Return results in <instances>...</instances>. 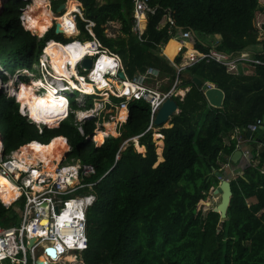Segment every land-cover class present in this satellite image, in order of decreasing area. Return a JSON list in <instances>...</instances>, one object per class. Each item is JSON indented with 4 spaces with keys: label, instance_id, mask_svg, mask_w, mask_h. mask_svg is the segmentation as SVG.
<instances>
[{
    "label": "trees",
    "instance_id": "trees-1",
    "mask_svg": "<svg viewBox=\"0 0 264 264\" xmlns=\"http://www.w3.org/2000/svg\"><path fill=\"white\" fill-rule=\"evenodd\" d=\"M66 2L53 0L52 10ZM27 4L7 0L0 7V66L11 74L18 69L36 72L34 66L50 40L46 56L53 59L57 46L69 42L56 35L55 28L49 30L51 21L26 16L29 30L22 26L20 16ZM69 4L95 23L94 36L120 57L130 79L153 67L166 79L163 91H169L177 78V69L160 55L163 46L172 62L180 65L187 50L209 52L202 38L220 35L218 51L241 54L261 46L251 55L262 63L250 67L249 75L229 74L215 62L201 61L187 68L179 76V88L190 90L183 101L173 98L180 112L172 117L170 128L151 123L149 103L132 101L126 122L118 128L120 136L100 146L91 139L96 119L82 124L84 136L73 114L60 126H46L49 129L39 134V126L20 115L19 104L0 94L6 148L12 151L33 141L49 144L64 137L72 148L70 156L95 168L85 182L103 177L93 188L96 199L87 213L89 247L83 254L84 264H264V147L252 150V164L231 182L228 220L221 225L220 214L210 207L220 183L214 171L236 150V140L228 137L238 130L246 138L243 128L264 120V39L259 40L261 31L256 26V11L264 0H149L156 11L147 15L143 41L133 33L134 0H71ZM111 22L121 26L115 37L107 33ZM78 26L81 35L91 39L79 18ZM184 31L191 33L181 45ZM194 78L224 92L222 109L209 106ZM34 80L24 78L27 86ZM92 105L89 101L86 110ZM71 108L79 110L73 100ZM158 128L164 142V161L159 165L153 139ZM44 137L48 141L42 142ZM84 143L92 162L85 161ZM10 212L0 204L1 226L12 222Z\"/></svg>",
    "mask_w": 264,
    "mask_h": 264
},
{
    "label": "built area",
    "instance_id": "built-area-1",
    "mask_svg": "<svg viewBox=\"0 0 264 264\" xmlns=\"http://www.w3.org/2000/svg\"><path fill=\"white\" fill-rule=\"evenodd\" d=\"M28 6L25 8L27 9ZM24 9L20 16V21L22 26L28 29L25 25L24 15L26 10L24 11ZM155 11L156 8L150 6L149 0H134L133 33L140 41H143L142 31L147 15L154 14ZM78 18L85 23V30L91 36V39H79L82 35L78 26ZM73 21L78 34L65 37V39L73 38V40L62 44L69 45V43L78 41L80 44L88 45L89 51L75 65L78 76L71 75L70 79L77 86L82 81L89 83L93 86L94 93L91 95L83 93L80 88L74 87L61 74H58L53 61L46 56L47 46L53 40L46 43L38 64L34 66L35 71L39 73V77H33L32 79H42L46 84L58 89L59 93L67 101L68 106V115L63 121L67 120L71 114L75 115V124L78 126L82 136H84L82 124L91 119L97 120L98 128H95L94 132L98 129L106 130V127H104L106 123H113L116 130L117 127L125 123V121L118 119L116 116L117 112L126 111L128 118V107L132 101L144 100L150 104L151 123L153 124L157 112L167 99L178 98L180 101L184 100L185 95L179 88L182 83L179 76L187 68L201 61H206L207 63L215 62L222 65L229 74L233 75H249L251 73L250 67L262 64L259 60L247 57L244 53L227 54L218 51L216 47L221 41L218 35L202 38V41L210 48L209 52L203 54L197 50L188 51L192 54L187 57L186 63L182 65H176L171 62L164 52L166 46H163L160 50V55L170 61L177 69V78L169 91H158L148 86L149 82L159 83L166 80L162 79L158 69L149 67L132 79L127 74L126 80L120 79L119 73L121 71L125 72L122 61L119 56L112 54L94 36L93 28L95 23L85 19L79 8L77 12L73 13ZM168 21L172 25L174 24L171 19ZM57 23L59 22L57 21ZM56 24L52 28H55ZM190 33V31L183 32L182 40L180 41L182 45H185L184 40L190 37ZM64 35L65 32L61 34L63 37ZM89 58L92 59L91 68L89 70L83 69V61ZM102 58H108L112 61V64L100 63ZM98 67L97 77H101L103 82L106 81L109 84L103 90L97 84L101 80L92 78ZM67 68L71 69L70 63H68ZM80 68L85 75L80 74ZM29 73L35 72L18 69L14 74H11L0 66V84L4 86L0 94L14 99L19 104L20 115L26 118L30 124L39 126V134H42L44 128L47 127L36 124L29 114V109L24 107L17 97L10 96L9 92L11 87L18 91L21 84L28 85L21 78H25V75ZM3 76L8 77L9 80L4 82ZM116 81L123 84L124 87H127V85L130 88L135 87V90L132 89L126 95L125 92L120 93L114 84ZM208 86L211 87L210 84ZM41 91L44 92V90ZM75 93H78V96H75ZM108 93L112 96H107ZM90 97H93L95 102L89 110H86L87 100ZM114 98L118 101H115ZM71 100L80 105L77 111H91L94 112L93 116L88 119H79L77 111L71 108ZM262 125L263 121L258 120L256 123L246 126V131L254 132ZM0 137L2 139L0 150V204L11 210L10 216L13 219L9 226L0 225V264H84L83 254L89 247L87 213L96 199L93 194V188L103 177L97 182H85V178L95 174V168L90 163H84L77 158L71 157L72 148L68 143L67 150L61 161H53L52 163H56V168L49 170L44 160L26 161L20 159V157L24 158L23 153H21L22 147L37 141L20 146L7 154L4 134L1 132ZM94 137L93 135L92 138ZM109 137L110 135L106 136L104 141ZM85 138L89 139V137ZM232 138V140L237 142L236 150L243 151L245 160L247 157H251L250 152L245 150V142L241 132L235 131V135ZM17 154L20 155L17 157ZM29 158L30 156L28 155L26 159ZM68 159H70V162L64 164L65 161H69ZM252 162L253 159L252 161L246 160L245 166L251 165ZM228 180L230 181L229 178ZM10 194H14V197L11 201L6 202L3 196H10ZM49 250H54L56 256L53 257Z\"/></svg>",
    "mask_w": 264,
    "mask_h": 264
},
{
    "label": "bare ground",
    "instance_id": "bare-ground-1",
    "mask_svg": "<svg viewBox=\"0 0 264 264\" xmlns=\"http://www.w3.org/2000/svg\"><path fill=\"white\" fill-rule=\"evenodd\" d=\"M33 10L38 13L42 14L39 15V20L42 23H46L48 20L53 19L52 23L55 19L58 20V22L61 25V32L67 35L68 37H71L73 35L78 34L77 30L74 26L73 21V13L78 11V7L74 6L72 4L67 5L66 4V12L62 14L60 17H56L55 14L52 13V11L49 10L48 0H33ZM1 2V0H0ZM26 16L24 15L25 23L28 24V21L26 19ZM30 16H32L30 14ZM52 26V24H51ZM55 50V55L53 54V48L52 54L54 55L55 59L51 55H47L48 58H50L53 61L55 69L58 71V74H61L65 79H67L71 85L74 87L80 88L83 93L87 95H91L94 93L93 86H91L89 83L82 81L79 86L76 85L73 81H71L70 76L76 75L78 76L75 65L77 62H79L87 53H88V45L80 44L78 41L75 43H71L68 46L59 47ZM166 54V53H165ZM191 52L187 53V56L191 55ZM167 55V54H166ZM168 56V55H167ZM56 60V61H55ZM105 64H112V61L108 58H102L100 63ZM68 63L71 64V69L67 68ZM99 71V67L95 74L92 76L95 80H101L98 81L97 84L99 85V88L101 90L107 88L109 86L108 82L102 80V78L97 77V73ZM116 88L120 93L125 92V95L132 91V89L135 90V87L130 88L129 85L127 87H124L123 84L119 82H114ZM12 85V84H10ZM25 86V87H24ZM4 86L0 84V92L3 90ZM44 90L43 94L44 96L41 98L33 97L30 93V91L35 90L36 92H39V90ZM10 96H15L17 99L22 103L24 107H27L29 109V114L31 115L32 120L35 121L37 124L45 125V126H56L60 125L61 121H63L67 115H68V106L67 101L64 99V97L59 93L58 89L51 87L50 84H46L42 79H39L37 82L31 83L30 86L21 84L19 87V90H15L13 87L9 89ZM35 95H39V93H36ZM77 115L79 119H88L93 116L94 112L91 111H77ZM118 119L126 121L127 119V112L126 111H120L118 112ZM47 126V127H48ZM106 131L98 129L95 133L97 135V139L94 137L95 141L99 142L100 144L104 142V140L100 141L104 137L108 135H116L114 124L113 123H106L105 126ZM51 128V127H49ZM52 129V128H51ZM105 130V129H104ZM63 137H57L52 139L49 144L43 145L38 142L30 143L29 145L22 147L21 153H23L24 158H21V160H44L45 165L49 170H54L56 168V163H52L53 161L60 162L61 159L64 156L65 151L67 150V142L66 139ZM105 139V138H104ZM156 139V146H157V155H158V161H162V148H163V137L156 132L155 134ZM1 137H0V150H1ZM20 154H17L18 157ZM30 156L29 159H26L27 156ZM14 194H10V196L6 195L3 196L4 200L6 202L11 201L13 199Z\"/></svg>",
    "mask_w": 264,
    "mask_h": 264
},
{
    "label": "water",
    "instance_id": "water-1",
    "mask_svg": "<svg viewBox=\"0 0 264 264\" xmlns=\"http://www.w3.org/2000/svg\"><path fill=\"white\" fill-rule=\"evenodd\" d=\"M66 9V4H62L57 9L56 13L58 15H62V13ZM55 33L56 35H61V26L59 23L55 26ZM92 66V59H86L82 63V68L89 70ZM119 78L122 80H126V73L121 71L119 73ZM193 82L197 85V87H200L204 91V95L206 97V100L210 107L215 109H222L223 103L225 100V94L224 92L219 89L218 87L211 85V87L208 86L207 83H203L201 80L194 78ZM180 112L179 107L176 103V101L172 98L167 99L162 106L160 107L159 111L157 112L153 124L155 126L161 127V128H170V122L172 120V117ZM129 115V111H128ZM243 132L246 136V139L248 142L254 143L259 145L260 147H264V125L260 126L256 131H246V127L243 128ZM162 136V135H161ZM92 138V137H91ZM90 139V137H89ZM67 141V140H66ZM156 143V139H154ZM138 143L136 144V146ZM244 153L241 150H236L233 155L231 156V162L233 165H240L242 159L244 158ZM164 161V159H163ZM161 162H158L157 165H159ZM156 165V166H157ZM214 175L220 179V183L215 190L214 194L216 196H219L220 202L215 207V210L220 214V224L222 225L224 222L228 220V208L230 206V201L232 198V189H231V181L228 180L224 176V174L221 171H214ZM220 230H218V233ZM49 253L55 257V251L49 250Z\"/></svg>",
    "mask_w": 264,
    "mask_h": 264
},
{
    "label": "rangeland",
    "instance_id": "rangeland-1",
    "mask_svg": "<svg viewBox=\"0 0 264 264\" xmlns=\"http://www.w3.org/2000/svg\"><path fill=\"white\" fill-rule=\"evenodd\" d=\"M7 0H1V2H0V7L2 8L3 7V5H4V3L6 2ZM22 1H27L28 2V4L27 5H29L28 6V8L26 9H24V11H25V14L26 15H28V17L30 18V14L33 16V17H36V18H39V15H42V14H38L37 12H36V10L34 11L33 10V4H34V1L33 0H22ZM49 1V4H48V7H49V10L50 9H52V0H48ZM69 1L67 0V2H66V4L68 3ZM24 5V4H23ZM26 5V6H27ZM25 6V7H26ZM22 11H23V9H22ZM51 11V10H50ZM53 11V10H52ZM57 11V10H56ZM56 11H53L52 13L53 14H55V16L58 18V17H60L61 15H58L57 13H56ZM66 11H64L62 14H64ZM52 20L53 19H50V20H48V21H51L50 23H48V24H52V26L50 27V29L57 23V19H55L54 21H53V23H52ZM256 26H257V28L261 31V34L259 35V40L261 41V40H263L264 39V36H263V26H264V5L263 4H261V6H259L258 8H257V11H256ZM30 27V26H29ZM120 28H121V26H120V24H118V23H114V24H111V25H109V29H108V31L109 32H107L108 34H112L113 36H117L118 34H119V30H120ZM30 29H32V30H36V31H38L36 28H31L30 27ZM31 31V30H30ZM32 32V31H31ZM39 32V31H38ZM48 33V32H47ZM32 34L33 35H36L35 33H33L32 32ZM68 35V34H67ZM37 36V35H36ZM69 36V35H68ZM37 37H39V36H37ZM66 36L64 35V38H65ZM80 40H84V39H87V38H85V37H83V35L79 38ZM71 40H73V38H68V39H64V42H67V41H71ZM260 47L261 46H255V47H253V48H250V50H248V52H245L244 53V55H246L247 57H252V55H251V53H252V51H258V50H260ZM80 70V74H83V75H85V73H83L82 71H81V68L79 69ZM38 78L39 77V73H38V71L37 72H35V73H29V74H27V75H25V78H29V79H32V78ZM3 80H4V82H7L8 80H9V78L8 77H6V76H3ZM21 80L22 81H24V78H21ZM39 79H36V80H34L33 82H32V84L34 83V82H37ZM166 85V81H160L159 83L158 82H149L148 83V86L149 87H151V88H153V89H156V90H158V91H163V87ZM35 90H33V91H30V93H31V95L33 96V97H36V98H41V97H43L44 96V94H43V92L41 91V89L39 90V92H36V93H39V95H35ZM67 95H69V93H67ZM75 96H78V93H75ZM107 96H112L110 93H108L107 94ZM88 102L89 101H92V103H94L95 102V99L92 97H90L89 98V100H87ZM77 104V106H80L78 103H76ZM87 105V104H86ZM115 111V110H114ZM116 112V111H115ZM78 113V112H77ZM112 114H114V113H112ZM74 118H75V115H74ZM120 121H123V120H120ZM263 122H264V120H263ZM41 125V124H40ZM96 125V128H98V125L97 124H95ZM42 126V125H41ZM48 126V125H47ZM56 126H59V125H56ZM56 126H48V127H51V128H55ZM170 126H171V124H170ZM120 127V126H119ZM119 127H117L116 129V135H115V137H118V136H120V134L118 133V128ZM47 129H49V128H47ZM115 129V128H114ZM160 129L161 128H158V129H155V134H156V132H159L160 131ZM96 130V129H95ZM102 130H104V129H102ZM0 131H1V133H4V130H3V128L0 126ZM104 131H106V130H104ZM94 133H96V132H94ZM155 134H154V136H153V139H155ZM94 136H95V138L97 139V135H95L94 134ZM110 137H114V135H110ZM109 137V138H110ZM105 138V137H104ZM104 138L102 139V140H104ZM92 139V141L97 145V146H100L101 144L99 143V142H97V141H95V139L94 138H91ZM102 140H100V141H102ZM42 142H46V141H48V137H44V139L43 140H41ZM84 145V147L86 148L85 149V151H84V157H85V161H88V162H92V158H91V156H90V154H89V151H88V145H87V143H84L83 144ZM138 146V145H137ZM247 146V144H245V147ZM250 146V147H249ZM249 146H247L246 147V149H248L249 150V152H251L254 148H256L257 147V145L255 146V145H253V144H251V143H249ZM245 149V150H246ZM259 149V148H258ZM251 150V151H250ZM11 151L7 148V154H9ZM69 161H65L64 162V164H66V163H68V162H70V159H68ZM245 163L246 162H243L242 163V165L241 166H243V167H245ZM230 167L231 168H233L234 166H231L230 165ZM228 168V167H227ZM227 168H225V169H227ZM235 168V167H234ZM230 169V168H229ZM237 168H235V172H234V174H229V172H224L225 173V175L227 176V177H229L231 180H234V179H236V178H238L242 173H241V169L239 170V173H240V175H237L238 173H236L237 172ZM219 202H220V198H219V196H216L215 194L212 196V198H211V200H210V207L211 208H215L218 204H219Z\"/></svg>",
    "mask_w": 264,
    "mask_h": 264
},
{
    "label": "crops",
    "instance_id": "crops-1",
    "mask_svg": "<svg viewBox=\"0 0 264 264\" xmlns=\"http://www.w3.org/2000/svg\"><path fill=\"white\" fill-rule=\"evenodd\" d=\"M68 1H71V0H68ZM78 7V6H77ZM51 11H52V9H50ZM53 12V11H52ZM81 12V11H80ZM146 20H147V18H146ZM114 23H116V22H111V23H109L108 25H107V32H109L108 31V29H109V25H111V24H114ZM119 24V23H118ZM145 24H146V22H145ZM165 24V23H164ZM163 24V25H164ZM145 26V25H144ZM110 37L112 36V37H115V36H113L112 34H108ZM220 35H218V37H219ZM84 37V36H83ZM219 38H222L221 36L219 37ZM182 45V44H181ZM167 47V46H166ZM188 51H193V50H187V51H185L184 53H183V55H182V58H183V62L180 64V65H182V64H185L186 63V61H187V55L185 56V54H187V52ZM168 59H170V57L168 56ZM170 61L172 62V60L170 59ZM169 61V62H170ZM172 64V63H171ZM173 65V64H172ZM149 68V67H148ZM153 68V67H152ZM126 73V72H125ZM166 81V80H165ZM207 84L209 85H214V84H212V83H208L207 82ZM214 86H216V85H214ZM188 90V91H187ZM189 90H190V88H184V89H182V88H180V91L181 92H183V94L186 96V94L189 92ZM187 91V92H186ZM116 116H118V112H117V114H116ZM127 120V119H126ZM126 122V121H125ZM263 125H264V122H263ZM117 130V129H116ZM115 130V131H116ZM235 135V133H233L231 136H229L228 138H229V140H232L233 138V136ZM163 137V136H162ZM62 139H63V137H62ZM65 140V139H64ZM102 140V139H101ZM162 141H163V139H162ZM244 142H245V144H247V146H249V143H251V142H248V140L246 139V138H244ZM251 144H253V143H251ZM246 146V147H247ZM259 146V145H258ZM250 147V146H249ZM260 147V146H259ZM259 147H257V148H259ZM163 149H164V142H163V148H162V154H163ZM247 151H249L248 149H246ZM236 151V150H235ZM234 151V152H235ZM251 151V150H250ZM146 152V151H145ZM144 152V153H145ZM141 153V152H140ZM143 153V154H144ZM250 155H251V157L249 156V157H247V159L246 160H250V161H252V151L250 152ZM162 157H163V155H162ZM164 159V158H163ZM246 160H245V158H243L242 159V161H241V163H240V165H233L232 164V162H231V158H229V160L227 161V163H225V164H222L221 165V168L219 169V171H221L223 174H224V172L226 173V172H229V174H234V172H235V168H237L238 170H237V172L236 173H238L237 175H240V173H239V170L241 169V173L243 172L244 173V167L243 166H241L242 165V163L243 162H246ZM163 161V160H162ZM158 162H161V161H158ZM230 165L231 166H234L233 168H231L230 167ZM228 167V168H227ZM225 168H227V169H225ZM230 168V169H229ZM243 173L240 175V176H242L243 175ZM224 176L226 177V178H229V177H227L225 174H224ZM230 179V178H229ZM237 179V178H236ZM236 179H234V180H236ZM230 181L232 182L233 180H231L230 179Z\"/></svg>",
    "mask_w": 264,
    "mask_h": 264
},
{
    "label": "flooded vegetation",
    "instance_id": "flooded-vegetation-1",
    "mask_svg": "<svg viewBox=\"0 0 264 264\" xmlns=\"http://www.w3.org/2000/svg\"><path fill=\"white\" fill-rule=\"evenodd\" d=\"M257 147H259V146H257ZM259 148H261V147H259Z\"/></svg>",
    "mask_w": 264,
    "mask_h": 264
}]
</instances>
